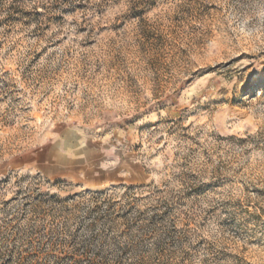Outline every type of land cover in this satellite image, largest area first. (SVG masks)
<instances>
[{
  "label": "rangeland",
  "instance_id": "1",
  "mask_svg": "<svg viewBox=\"0 0 264 264\" xmlns=\"http://www.w3.org/2000/svg\"><path fill=\"white\" fill-rule=\"evenodd\" d=\"M19 263L264 264V0H0Z\"/></svg>",
  "mask_w": 264,
  "mask_h": 264
},
{
  "label": "trees",
  "instance_id": "2",
  "mask_svg": "<svg viewBox=\"0 0 264 264\" xmlns=\"http://www.w3.org/2000/svg\"><path fill=\"white\" fill-rule=\"evenodd\" d=\"M21 259H22V258H19V262H21ZM19 264H20V263H19Z\"/></svg>",
  "mask_w": 264,
  "mask_h": 264
}]
</instances>
